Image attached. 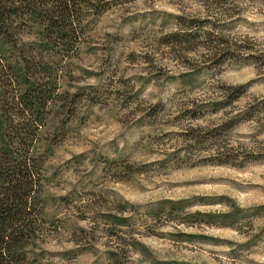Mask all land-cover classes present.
<instances>
[{
  "label": "rangeland",
  "instance_id": "rangeland-1",
  "mask_svg": "<svg viewBox=\"0 0 264 264\" xmlns=\"http://www.w3.org/2000/svg\"><path fill=\"white\" fill-rule=\"evenodd\" d=\"M75 27L49 71L58 89L37 144L45 234L30 259L260 264L264 0H87ZM37 33H22L26 47ZM211 39L243 49L214 59ZM236 88L242 97L222 104Z\"/></svg>",
  "mask_w": 264,
  "mask_h": 264
},
{
  "label": "trees",
  "instance_id": "trees-1",
  "mask_svg": "<svg viewBox=\"0 0 264 264\" xmlns=\"http://www.w3.org/2000/svg\"><path fill=\"white\" fill-rule=\"evenodd\" d=\"M86 2L0 0V92L4 115L0 116V264H40L30 259L28 248L45 234L40 199L44 162L37 154V144L49 103L58 89L49 71L58 56L72 50L77 42L75 15ZM25 28L38 32L32 49L22 41V33L29 30ZM208 42L214 59L232 57L235 48L243 49L231 40ZM46 52L50 55L45 56ZM16 54L19 71L12 63V59L16 62ZM263 57L261 53L260 59ZM20 76H25L26 82ZM234 90L222 104L242 97V88Z\"/></svg>",
  "mask_w": 264,
  "mask_h": 264
},
{
  "label": "clouds",
  "instance_id": "clouds-1",
  "mask_svg": "<svg viewBox=\"0 0 264 264\" xmlns=\"http://www.w3.org/2000/svg\"><path fill=\"white\" fill-rule=\"evenodd\" d=\"M261 140H264V136L260 137ZM261 171H264V169H261ZM231 236L237 241V242H243L245 237L242 236H238L235 233H232ZM227 251V249H225ZM139 256V254H135L132 259H137ZM222 260H225V264H228L227 260L224 257H221ZM252 260H258L260 261V264H264V255H260V256H254L251 257ZM209 264H215V261L209 260Z\"/></svg>",
  "mask_w": 264,
  "mask_h": 264
}]
</instances>
